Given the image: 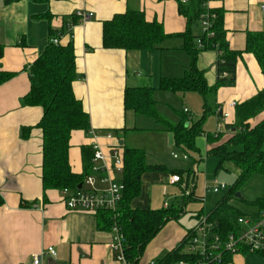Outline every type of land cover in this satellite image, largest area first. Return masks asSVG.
I'll return each mask as SVG.
<instances>
[{"label": "crops", "instance_id": "1", "mask_svg": "<svg viewBox=\"0 0 264 264\" xmlns=\"http://www.w3.org/2000/svg\"><path fill=\"white\" fill-rule=\"evenodd\" d=\"M179 1L0 0V44L4 46L0 67L17 73L0 85V195L4 200L0 205V264H33V254L50 245L56 248L57 256H45L43 264H120L112 248L115 232L98 227L97 213L69 209L62 190L43 189L42 131L37 126L42 109L25 105L23 97L30 89L29 66L54 36L60 35L63 45L69 42L74 45L78 78L73 83V91L82 100L90 121L87 131L72 134L69 160L73 171L83 172L82 148L91 146L92 131H95L104 146L106 161L110 164L108 170L119 179L122 173L116 171L111 152L105 147L112 142L106 137L111 133L121 147L144 150L150 162L166 164L163 157L170 150L171 157L183 160L178 166L184 169L179 183L185 181L188 187L190 178L186 179V172L189 168L184 167L187 162L184 160L189 157L173 156L176 151L172 150L175 145L172 133L162 129L160 124H153L148 119L152 117L126 110L123 98L127 87H153L158 107L157 94L169 92L158 89L161 80L180 78L189 68L191 57L184 49L183 33L190 27L197 41L201 30L195 31V25L200 29V23L189 24L188 17L179 9ZM262 3L264 0H204L202 5L220 13L230 47L242 51L248 31L264 30ZM127 9L143 11L147 21L162 24L166 38L159 46L132 50L104 47L103 21ZM78 11L92 12V16L86 23H80ZM76 23L78 25L72 27ZM217 58L215 49L198 53L196 64L204 71L209 85L217 81ZM263 88L264 79L256 58L244 52L237 62L235 85L220 87L216 93L220 112L214 115L222 120V109L229 112L232 120L235 107L230 103L242 102ZM185 99V96L180 97L182 102ZM188 110L192 113L190 107ZM26 132L28 135L24 136ZM120 150L122 152L123 148ZM155 153L161 155L158 157ZM149 172L142 176V191L132 200L133 207L153 209L157 206L151 193L144 195L145 181L157 176L156 172ZM173 173L166 174L167 186L178 185L170 182ZM95 176L99 180L103 175ZM80 185L87 188L85 181ZM151 190L150 186L149 192ZM194 193L197 194L195 190ZM185 214L182 212L177 220H170L158 232L138 264H149L163 257L188 238V229L198 223L200 213H193L189 222ZM227 264H264V253L242 249L234 253Z\"/></svg>", "mask_w": 264, "mask_h": 264}, {"label": "trees", "instance_id": "2", "mask_svg": "<svg viewBox=\"0 0 264 264\" xmlns=\"http://www.w3.org/2000/svg\"><path fill=\"white\" fill-rule=\"evenodd\" d=\"M203 2L204 0H189L187 3L179 1V9L188 17L189 24L201 22V14L208 9L202 5ZM208 10L216 13L211 26L213 35L202 32L196 41V36L189 27L183 33L184 49L191 57L189 68L180 78H163L159 86L161 90L199 93L203 99L202 117L194 120L189 110H183L180 120L172 123L159 112L153 87H127L123 98L126 110L148 115L155 119L162 129L170 131L175 144L183 147L188 157H191L189 149L196 150V140L204 134L209 144L207 153L219 160L218 167L221 168L226 162L238 166L239 177L231 191L223 194L221 200L208 212L202 211L199 214H206L209 222L216 225L213 231L225 236L238 230L237 218L241 216L229 203L230 198L239 189V185L250 176L259 174L264 177V88L259 89L250 98L237 102L232 120L229 116L220 131L216 129L215 133L207 132L203 124L208 116L219 114L220 105L216 93L220 87L235 85L237 62L244 52L254 55L264 79V30L248 31L245 49L235 50L227 40L220 13L215 9ZM54 37L29 66L30 89L24 95L23 103L42 109L37 126L42 131L41 178L44 191L64 188L76 190L92 171L93 149L90 145L83 146V172L75 173L69 160L71 138L75 131H87L90 128L89 114L82 100L78 99L73 91V83L78 78L74 45L71 42L66 45L56 44L52 41ZM165 38L162 24L147 21L144 12L140 10L127 9L102 24V41L106 48L153 49ZM204 49H215L218 52V77L215 85L208 84L204 71L196 64L199 51ZM3 54L4 46L0 44V59ZM16 74L0 67V85ZM120 148H123V168L119 178L124 184L122 198L115 210L100 209L95 213L100 229L112 230L115 224L118 226L127 260L131 264H138L147 245L170 220L179 218L184 212V207H133L132 200L140 196L142 191L143 174L147 171L164 170L165 166L150 162L147 153L142 149L125 146ZM182 173L181 170L174 172L180 176ZM191 174L187 172V177ZM190 197L198 199L201 196L192 190ZM3 202L0 195V205ZM255 204L260 209L254 215H258L264 210V194L255 200ZM232 255L233 253H224L221 262L213 261L207 264H227ZM200 259L199 254L190 251L189 238H185L178 247L153 260V264H178L180 261L196 264Z\"/></svg>", "mask_w": 264, "mask_h": 264}, {"label": "built area", "instance_id": "3", "mask_svg": "<svg viewBox=\"0 0 264 264\" xmlns=\"http://www.w3.org/2000/svg\"><path fill=\"white\" fill-rule=\"evenodd\" d=\"M182 3H187L189 0H180ZM261 15L264 18V3L260 6ZM80 23H86L91 16L92 12L78 11L77 14ZM216 18V13L207 9V11L201 14V29L203 33L213 35L211 26L213 20ZM78 25L73 24L72 27ZM70 38L73 39V33H69ZM52 41L56 44L60 43L59 37H54ZM201 44V41L198 40ZM231 107L236 106V102L230 103ZM188 111V109H184ZM230 116L229 112L221 109L222 122L217 123V130L220 131L224 128V121ZM94 135V141L91 144L93 149L92 157V172L86 177L85 184L87 188L81 187L76 190L69 188L62 189L63 199L69 209H80L91 212H97L100 209L115 210L117 204L122 198L124 184L120 179H117L113 173L109 172V163L106 161L107 155L104 152V146L99 141V136L95 131H92ZM106 137L112 142L105 147L111 152V158H113L116 171H121L123 168L122 152L120 145L113 139L111 133H107ZM173 156L177 158L179 155L173 153ZM182 158L187 159L188 155L183 153ZM102 174L103 176L97 180L95 174ZM171 183L181 182V176L174 174L170 178ZM227 188L226 183H218L212 187L215 193H220ZM165 207L168 206L166 202ZM238 230L229 232L227 235H222L216 231H213L216 225L213 222H209L208 216L202 214L199 217V221L196 226L190 231L188 238L190 241V251L197 253L201 257L200 261L196 264H207L213 261L221 262L224 253H236L242 249H246L250 252L264 253V210L260 211L258 215H241L237 218ZM115 232L112 248L116 252V259L120 264H131L123 249L122 234L119 232L118 226H113ZM202 234V240L200 236ZM45 256L56 257L57 250L54 246L50 245L38 253L33 254V264H43V258ZM149 264H153L151 261ZM178 264H190L189 262L180 261Z\"/></svg>", "mask_w": 264, "mask_h": 264}, {"label": "rangeland", "instance_id": "4", "mask_svg": "<svg viewBox=\"0 0 264 264\" xmlns=\"http://www.w3.org/2000/svg\"><path fill=\"white\" fill-rule=\"evenodd\" d=\"M197 29L198 32L201 30V34V24L200 29L195 25V31ZM183 94L185 93L169 91L159 92L156 96L159 101V112H161L172 123H177L180 120L182 111L185 107L188 109L189 107L191 108L192 113L190 111V115L194 120L200 119L203 115L201 95L196 92H188L185 95ZM182 96L186 97L184 102L180 100V97ZM192 97L195 98L193 99ZM148 119H150V121H152L155 125L159 124L153 118ZM218 122L223 123L217 116L210 115L205 119L203 127L207 132L216 131ZM203 136L197 138L196 150L189 149L191 157H189L188 160H184L187 161L184 167L189 168L187 169V172H192L190 177H187L184 173L186 175V179L190 178L187 188L185 187V181H183V183H178L177 186H167L166 184L168 178L166 174L173 173L178 170H184L183 167H178L181 165L180 161L183 160L181 158L180 160L171 157L169 155L170 150L167 151V155H164L163 157L166 164L160 163L165 166L164 170L149 172H156L157 174L156 178L151 179L150 181H145V197L151 193L152 200L155 204H157L156 208L153 209L164 208V202L166 201H168L167 203L170 206H182L184 207L183 211L186 213V221L189 222L192 221L193 213L197 212V214H199L202 211H206V209L209 211V207L214 206V203L217 204L223 197V194H228L232 187L236 184L239 177L238 166L232 162H226L221 168L218 167L219 160L215 156L208 155L206 141ZM181 149H183V147L177 146L176 144L172 146V150H175L180 157L183 153H185L184 151L181 152ZM155 154H157L158 157L161 155L160 153ZM216 181L218 183H226L227 188L220 193H215L212 187L216 184ZM150 186L152 187L151 192H149ZM192 190H195V192L202 198L200 200L191 199L190 194ZM238 192L241 194L240 197L236 196V193ZM263 194L264 177L259 174H254L239 185V189L235 192L234 196L230 198L229 203L237 210L238 215L251 216L259 211L257 205L255 204V200ZM182 223L186 224V222ZM194 225L195 223L192 224L188 230L191 231L196 226ZM199 236L202 240V234Z\"/></svg>", "mask_w": 264, "mask_h": 264}, {"label": "water", "instance_id": "5", "mask_svg": "<svg viewBox=\"0 0 264 264\" xmlns=\"http://www.w3.org/2000/svg\"><path fill=\"white\" fill-rule=\"evenodd\" d=\"M120 144H123V141H120ZM81 186H82V185H80L79 188H80ZM236 196H237V197H240V196H241L240 192L236 193Z\"/></svg>", "mask_w": 264, "mask_h": 264}, {"label": "bare ground", "instance_id": "6", "mask_svg": "<svg viewBox=\"0 0 264 264\" xmlns=\"http://www.w3.org/2000/svg\"><path fill=\"white\" fill-rule=\"evenodd\" d=\"M259 209H260V208H259ZM259 209H258V210H259ZM210 217H211V216H210ZM223 234H224V233H223Z\"/></svg>", "mask_w": 264, "mask_h": 264}]
</instances>
